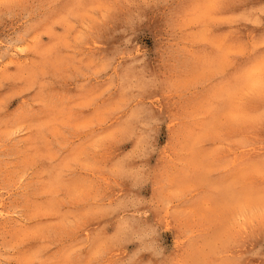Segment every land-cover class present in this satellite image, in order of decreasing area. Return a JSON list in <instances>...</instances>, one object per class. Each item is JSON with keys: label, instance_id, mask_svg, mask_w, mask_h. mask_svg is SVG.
Segmentation results:
<instances>
[{"label": "clouds", "instance_id": "obj_1", "mask_svg": "<svg viewBox=\"0 0 264 264\" xmlns=\"http://www.w3.org/2000/svg\"><path fill=\"white\" fill-rule=\"evenodd\" d=\"M228 3L0 0V26L23 35L0 59V153L26 160L46 197L20 205L0 264H132L133 223L165 236L152 264H249L248 242L264 238V89L248 87L264 80V31L238 33ZM142 114L162 164L127 210L116 189L143 146H115Z\"/></svg>", "mask_w": 264, "mask_h": 264}, {"label": "rangeland", "instance_id": "obj_2", "mask_svg": "<svg viewBox=\"0 0 264 264\" xmlns=\"http://www.w3.org/2000/svg\"><path fill=\"white\" fill-rule=\"evenodd\" d=\"M159 8L166 7L160 4ZM233 15L238 17L235 27L238 33L247 35L250 32L260 34L264 31V24L253 23V20L264 21V0H229L227 5ZM15 21H5L0 26V59L6 58L12 52L15 45L23 38L22 33L14 30ZM149 25L146 23L145 28ZM9 70H14L10 68ZM10 86L9 82H5V89ZM142 119L146 126L137 125L132 130L131 139L126 140L123 145L115 146V150L121 153L127 152L139 142L143 146L142 153L139 157L133 158L129 162V167L137 169L128 173L120 182L116 191L123 196L121 208L127 210H138V204L148 197L150 191L149 178L153 173L160 169L162 161L159 155V125L150 116L142 114ZM3 159H0V166H6V175L4 183L8 186L11 195L8 192L0 193L3 197L0 202V241L7 242L14 237L18 229L17 221L20 220L18 211L20 205L29 200L46 199L40 196V185L35 182V177L31 174L25 177L24 173L30 166L26 160L11 153H0ZM38 168H50L51 162L48 160H40ZM19 182V186H16ZM128 239L123 245L122 258L132 259V264H152L154 256L149 249V245L160 246L165 242V236L158 229L140 224H129L127 226ZM57 252L63 251L66 241L56 239ZM38 242L30 241L28 247L36 246ZM264 238L249 241L247 251L250 255L247 257L249 264H262L264 261Z\"/></svg>", "mask_w": 264, "mask_h": 264}, {"label": "snow or ice", "instance_id": "obj_3", "mask_svg": "<svg viewBox=\"0 0 264 264\" xmlns=\"http://www.w3.org/2000/svg\"><path fill=\"white\" fill-rule=\"evenodd\" d=\"M248 87L249 90H255L257 88L264 89V80H257L254 77H250L248 81ZM236 114H233V117L235 118ZM262 252H264V249H261ZM262 264H264V261H262Z\"/></svg>", "mask_w": 264, "mask_h": 264}]
</instances>
